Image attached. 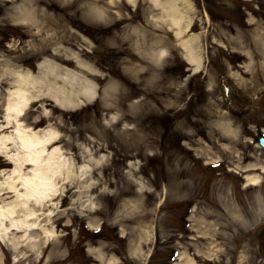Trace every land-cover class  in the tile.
Listing matches in <instances>:
<instances>
[{"label":"rangeland","instance_id":"374dc122","mask_svg":"<svg viewBox=\"0 0 264 264\" xmlns=\"http://www.w3.org/2000/svg\"><path fill=\"white\" fill-rule=\"evenodd\" d=\"M31 1L0 0V74L5 59L39 74L38 64L50 57L30 42L36 24L16 19L17 8ZM90 1L44 0L40 7L63 14L61 28L74 43L62 46L100 73L93 101L49 105L64 149L81 165L78 154L90 148L100 163L59 200L57 236L41 247L23 242L19 252L0 242V264L14 257L15 264H264V0H189L192 23L182 36L150 0L135 7L102 0L110 6L104 21L81 9ZM195 36L204 58L199 71L181 47ZM153 45L165 58L156 61ZM47 48L43 54L54 52ZM10 79L0 85L2 123ZM40 104L26 115L29 123ZM9 168L0 155V170Z\"/></svg>","mask_w":264,"mask_h":264},{"label":"bare ground","instance_id":"6f19581e","mask_svg":"<svg viewBox=\"0 0 264 264\" xmlns=\"http://www.w3.org/2000/svg\"><path fill=\"white\" fill-rule=\"evenodd\" d=\"M102 0H93L90 1V3H86L81 7V9H88L92 15L94 20L98 21H104L106 20L110 15V6H108V9H105L101 5H99V2ZM137 1V0H136ZM44 2V0H32L25 6L18 7L15 16L17 20H26L30 22L31 24H36V28L39 29V31L43 30L44 33H36L30 32V36L32 37L31 43L34 44L36 47V54H39L41 56L48 55V57H44L45 61L42 62L44 67H39V74H34L30 70L23 71V69H16L14 66V63L12 59H5L4 67L1 69V72L3 73V70L5 68L10 69L13 72H20L22 75H24L26 78L28 77L29 73L31 74V79L29 80V84H33L34 87L30 88L25 86L24 91L29 92L30 96H36L38 92H48L49 96H40L39 99L32 100L28 107L24 110L23 115L19 117V120L24 122L25 127H32L33 131L36 132H42L44 130L48 129H58V123L57 117L53 115L52 109H49L50 102H54L57 106H59L62 109H74L77 108L83 104H85L88 101H93L95 97H97L98 94V84L97 81L101 80L100 73L97 71V69L90 64L89 62L82 59L79 55L78 51H75L73 49H69V45H65L66 47L62 46L65 43L73 45V39L70 35V31L66 29H62L61 22H63V14H57V15H51L50 11L44 10L40 7V5ZM151 4L158 8V10L161 12V20H165L170 27H172L175 30V33L177 36H182V34L185 31H188L191 27L192 23V17L189 15L191 12V3L189 0H159V4L161 6H157L150 0ZM39 5V6H37ZM190 7V8H189ZM99 10V11H97ZM79 11V10H78ZM99 12H103L104 15L101 17L99 15ZM178 21L177 23H173V21ZM35 26V25H34ZM51 33V35H49ZM78 34V33H77ZM127 34V33H125ZM73 35V33H72ZM124 36V35H122ZM40 37V38H39ZM68 38L71 42L68 41ZM128 36H125V40H128ZM130 40V38H129ZM140 37H136V42L140 41ZM49 45L52 46V49H56L55 52H51L50 54H43L48 52L50 49L47 48ZM154 48L152 47L153 51H151V55L154 56L156 61H160L161 59L165 58L167 55V51L162 48L158 47L157 45ZM184 51V57L186 60L194 66L196 71H199L203 66V54L200 51L199 43L197 41L196 36L190 37L187 40L182 41V46ZM12 52H17V50H13ZM11 58V57H9ZM21 57L17 55L16 60L21 61ZM48 59V60H47ZM40 65V64H38ZM70 66H75L79 72H75V69H70ZM143 74H141L142 76ZM11 81H16L17 77L15 75H10ZM1 82V80H0ZM4 85V81L0 83L2 86ZM11 90L8 91L7 95V103L4 105V120L3 123H6V115H15L14 113H7L5 112V109L10 106H15L16 103H18V99L16 97H13L11 95L12 91H15L16 87L18 86L16 83H11ZM119 83L116 81L113 82V87H118ZM108 93H111L112 91L108 90ZM112 96L114 97L115 94L113 93ZM52 97H55V99H58L61 104H57ZM115 99V98H114ZM49 100V101H48ZM51 100V101H50ZM38 101H42L43 107H41V113L34 116L33 121L29 123L27 121L26 115L29 113L31 107L35 105ZM113 103V102H112ZM49 110L51 114L49 116L44 115V110ZM63 113H60L58 117H61ZM63 116V115H62ZM53 121L50 124L46 125L45 127L38 126L41 122L44 120ZM55 124V125H54ZM15 128V122H13L11 128H4L2 134H9L12 129ZM59 130V129H58ZM60 131V130H59ZM232 131V129L228 128V132ZM42 135V133H40ZM63 136L60 137L59 140L53 142V144H50L47 146L48 150L50 151L51 148L55 145H62ZM10 153H14L16 151L15 148L11 146V143H9ZM64 149V147H63ZM85 149H88L87 151ZM65 150V149H64ZM64 154L67 155L68 152L65 150ZM1 156L5 157L3 154H0ZM73 159L76 162V167L74 168V172L77 173L72 180L69 183H66L63 185V187L66 189V192L71 191L75 185L79 186L80 183L86 178L85 174H82L79 172V162L77 161L76 157L74 155ZM79 157H83L85 160V163L88 165V170L90 169L91 165H98L100 163V159L96 158V156L92 149L90 148H83V152L78 154ZM6 161L11 164V168L8 170H3L4 174L0 175V182L4 181L8 175L11 174V171L16 167V164L14 162L9 161L5 157ZM84 164V163H83ZM82 165V164H81ZM252 166V165H250ZM249 166V167H250ZM34 167L32 164H25L24 168L22 169L23 172L28 173V169ZM264 167V166H263ZM80 175H83L84 178L80 179ZM248 180L252 183H258L260 181V176L258 175H248ZM15 179V177H13ZM59 182V181H57ZM17 187H19V184H17ZM21 192L24 191L23 188L20 189ZM76 192L78 190H75ZM74 191V192H75ZM64 192L62 195H57L53 197V201L62 199L63 195L66 193ZM5 198H7L5 200ZM15 198V194L11 193L9 191H5L3 193V197H0V203H6L7 201H10ZM55 202H52V204H49L47 201L45 202V207L43 211H52V216H44L42 219H40V223L45 226L46 229L49 231H53L54 235L49 238L45 235V232L41 228H34V229H22L17 231L16 229H12L11 232L7 234V237L1 242L4 245H7L10 247L14 252H19L21 246H23V242L17 241L20 246L16 248L14 244L11 242L13 240V237H20L24 235V232H28V237H32L33 239L26 238L25 244L27 246L32 247H41L44 242L53 240L57 236L56 229L53 225V220L55 217H58L59 212H61V205L60 202L58 204H55ZM30 207H35L37 211H39V207H36L34 205V202H30ZM20 211H23L22 209L17 210V216L14 217L20 218L19 213ZM64 213V212H63ZM57 215V216H56ZM51 221V223H46V221ZM35 220H30L29 223H33ZM91 222V221H90ZM9 224L8 221H5V225L7 226ZM93 227L98 228V224H91ZM34 234V235H33ZM42 234V235H41ZM22 243V244H21ZM92 252L98 257V258H104V252L101 249H91ZM1 251V250H0ZM184 258V253H180L179 260ZM115 260V259H113ZM190 263L185 262L183 264H196L191 259ZM2 261V255L0 252V263ZM176 264H180V262H177Z\"/></svg>","mask_w":264,"mask_h":264},{"label":"clouds","instance_id":"9594fccd","mask_svg":"<svg viewBox=\"0 0 264 264\" xmlns=\"http://www.w3.org/2000/svg\"><path fill=\"white\" fill-rule=\"evenodd\" d=\"M115 2L116 0H108L109 4ZM127 2L135 7L136 0H127ZM152 2L157 6H161L159 0H152ZM99 15L103 17L104 13L99 12ZM173 23L178 24V21L174 20ZM37 33H39V29H37ZM8 47H11V45H8ZM53 51L55 52L56 49H53ZM38 67H44V65L40 64ZM5 75H15L17 77L16 81L10 83H16L18 85L15 88L16 90L11 93L13 97L18 99V103L15 106H10L5 109L6 114L14 113L15 115H6L5 119L7 122H0V154H3L9 161L16 164L11 174L4 181L0 182V197H3L5 191L15 194L14 199L6 203H0V242L7 237V234L12 229L19 231L39 227L44 230L46 236L51 238L54 232L49 231L40 223V219L44 216L50 217L53 215L52 211H43L46 206L45 202L47 201L49 204H52V202H55V204L59 203L58 200L53 201V197L66 192L63 185L69 183L77 175L74 172L76 162L70 150L67 155L64 154L65 150L62 145L57 144L50 151L48 150L47 146L59 140L63 135L58 129L36 132L33 131L32 127H25L24 122L19 120V117L23 115L24 110L32 100L39 99L40 96H49V93L38 92L36 96H30L29 92L21 90L25 86L30 88L34 87L33 84H29V80L31 79L30 73L26 78L18 71L13 72L5 68L3 74H0V80H3ZM52 99L58 105L61 104L55 97H52ZM50 114L51 112L49 110H44L45 116H49ZM115 119L116 117L114 116L113 120ZM13 122H15V128L9 134H2L3 129L11 128ZM9 143L16 149L14 153H10ZM85 150L87 151L88 149ZM25 164L34 165V167L28 169V173L30 174L22 171ZM86 170H88L86 163L79 166L80 173L85 174ZM3 174L4 171L0 170V175ZM79 178L83 179L84 176L80 175ZM17 184H19V187H17ZM21 188L24 189L23 192L20 191ZM30 202H34V205L39 207L40 210L37 211L35 207H30ZM18 209H22L23 211L19 213L20 218L14 219L17 216ZM30 220H35V222L29 223ZM5 221L9 222L7 226L5 225ZM46 223H51V221H46ZM26 238L33 239L32 237H28V232L25 231L23 236H14L11 242L18 248L20 244L17 241L26 242ZM21 255L24 254L22 253ZM19 258L14 257L13 264Z\"/></svg>","mask_w":264,"mask_h":264},{"label":"water","instance_id":"95a60500","mask_svg":"<svg viewBox=\"0 0 264 264\" xmlns=\"http://www.w3.org/2000/svg\"><path fill=\"white\" fill-rule=\"evenodd\" d=\"M262 143L264 144V139L262 140Z\"/></svg>","mask_w":264,"mask_h":264}]
</instances>
